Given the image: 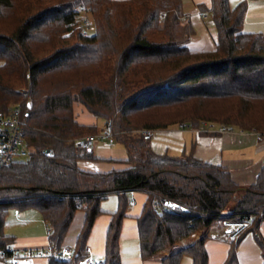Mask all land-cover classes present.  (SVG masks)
Instances as JSON below:
<instances>
[{
    "label": "trees",
    "instance_id": "16d2710c",
    "mask_svg": "<svg viewBox=\"0 0 264 264\" xmlns=\"http://www.w3.org/2000/svg\"><path fill=\"white\" fill-rule=\"evenodd\" d=\"M197 8L210 14L216 31L209 50L190 49L194 30L181 0H0V110L20 105L28 150L0 167V261L16 253L15 235L4 231L9 209L33 208L48 226L46 264H84L100 202L116 193L98 264H121L127 193L140 191L145 200L135 219L142 259L179 244L160 264H180L184 256L207 264V231L229 211L248 225L230 240L222 264L236 261L249 232L264 264V162L256 180L240 186L227 169L192 152L154 151L141 133L177 123L199 128L205 121L264 137V37L243 30L247 1L210 0ZM83 9L94 24L88 35L73 29ZM74 102L103 118V129L126 149L125 167H80L99 157L75 139L100 127L77 121ZM78 210L84 218L75 245L60 258Z\"/></svg>",
    "mask_w": 264,
    "mask_h": 264
},
{
    "label": "crops",
    "instance_id": "0c3cea01",
    "mask_svg": "<svg viewBox=\"0 0 264 264\" xmlns=\"http://www.w3.org/2000/svg\"><path fill=\"white\" fill-rule=\"evenodd\" d=\"M183 9L189 13L190 20L196 25V35L190 39L188 45L192 51L209 50L214 47L216 38V31L212 24H207L197 8L198 3H204L207 7L210 6V0H181ZM230 0L232 5L239 0ZM247 9L243 20V30L247 32H259L264 37V0H246ZM191 20V22H192ZM74 115L77 121L84 124H97V118L92 115L89 119L86 108L81 103H74ZM104 121L101 120L102 127ZM205 127V126H204ZM192 129L189 127L179 128L176 125L153 130L149 143L151 148L158 152H168L175 155H181L192 152L196 157L206 161L219 164L229 171L232 180L245 186L253 183L256 180L264 162V137H259L255 131H245L239 129H231L218 131L215 124L209 125L207 128ZM95 154L99 157L98 161H80L79 165L83 169L108 171L113 168H123L126 166L124 159L127 157L126 149L123 144L116 141L112 144L96 141L92 146ZM141 193V192H140ZM138 193V191H129L127 195L132 201V209H127V215L123 220L120 239L119 250L122 259L121 264H160V257H149L142 259L139 252V242L137 234V226L135 217L141 211V205L145 200V195ZM110 193L100 202L102 213L99 214L92 226L90 235L88 237L86 249L89 253V258L94 261H102L104 256L105 236L108 224L111 217V212L115 211L114 200H109L108 204L102 203L110 195ZM116 197V196H115ZM106 201V200H105ZM136 203V205H135ZM134 211L131 215V210ZM136 206V207H135ZM131 212V213H130ZM40 215V214H39ZM84 213L78 210L64 237L63 247L70 250L73 249L78 232L82 226ZM225 216L218 219L207 231V239L205 241V248L208 254L207 264H222L228 255L230 247V240L227 238V228L223 225ZM44 221V220H43ZM45 223V234H32L29 239L17 241L15 238L14 248L25 249V253L31 255L32 264H46L47 258L43 255L48 249V226ZM260 234L264 238V219L259 226ZM126 239L132 242L126 244ZM136 240V242H135ZM184 245L186 241H184ZM39 250L38 258L32 257L33 250ZM123 249V250H122ZM17 252L13 257L17 258ZM184 256L180 264H191V259L188 260ZM263 258L261 249L258 246L252 233H246L238 243L236 251V261L232 264H262ZM0 264H3L0 262Z\"/></svg>",
    "mask_w": 264,
    "mask_h": 264
},
{
    "label": "built area",
    "instance_id": "2783aa9c",
    "mask_svg": "<svg viewBox=\"0 0 264 264\" xmlns=\"http://www.w3.org/2000/svg\"><path fill=\"white\" fill-rule=\"evenodd\" d=\"M77 18V16H76ZM78 19V18H77ZM78 24L81 34L86 35L89 29L93 26L91 20L79 18ZM29 77V74H26ZM179 127H188L186 123H180ZM27 122L21 115V108L19 104L12 105L8 110H0V167L10 165L16 160L25 157L28 150L25 145V127ZM153 130L142 129L141 133L144 139L152 135ZM259 136V134H258ZM260 137V136H259ZM113 132L107 129H102L94 134L79 136L75 139V144L79 147H91L96 141H106V143H113ZM132 201L130 200L129 203ZM224 226L227 228V238L233 240L237 238L247 227L246 219H233L226 217L224 219ZM48 249H50L48 247ZM48 249L44 254L48 253ZM60 258H64L71 254V250L63 247L58 253ZM12 264H20L15 257L10 258ZM100 261H94L89 257L84 264H98Z\"/></svg>",
    "mask_w": 264,
    "mask_h": 264
},
{
    "label": "rangeland",
    "instance_id": "374dc122",
    "mask_svg": "<svg viewBox=\"0 0 264 264\" xmlns=\"http://www.w3.org/2000/svg\"><path fill=\"white\" fill-rule=\"evenodd\" d=\"M232 1V3L234 2L233 0H231ZM185 11V10H184ZM186 12V11H185ZM187 13V12H186ZM188 15H189V13H187ZM203 17H207L206 19H204V21L207 23V24H209V22H211V18H210V14L208 13V14H203ZM78 18V19H77ZM77 18H76V22L74 23V27H73V29L74 30H79V27H78V24L80 23V20H79V18H81L82 20L83 19H88V20H91V22H92V27L89 29V32L86 34V35H88L92 30H93V27H94V24H93V19H92V15H91V13L89 12V10L88 9H83V10H80L79 12H78V15H77ZM189 18H190V15H189ZM191 20H192V16H191ZM192 25H193V30H194V33L190 36V38H189V41H190V39H193L196 35H194L195 33H196V25H195V23H194V21L192 20ZM83 35V34H82ZM196 38V37H195ZM188 41V42H189ZM199 51H201V50H199ZM74 103H76V102H74ZM74 103H73V105H74ZM86 113H87V115H88V117H86L85 119H89V117H91L92 115H91V113L89 112V111H86ZM97 118V120H96V123L98 124V125H100L101 124V120H103V118H98V117H96ZM180 123H177L176 124V126L177 127H179L180 125H179ZM202 126H200L199 128H202V127H204V128H207L209 125H211V124H215L217 127V130L219 131H224V130H231V129H236V127L235 128H233V127H231V126H228V127H224V126H222V125H220V124H217V123H210V122H205V121H203L202 123ZM189 128H192V129H197V128H193V127H190V126H188ZM179 128H181L182 129V127H179ZM183 128H185V127H183ZM103 129V126L102 127H100V130H102ZM99 130V131H100ZM240 130V129H239ZM91 134H94V133H91ZM86 135H88V134H86ZM82 136H84V135H82ZM113 137H114V140H113V143L114 142H116L117 140H116V138H115V136H114V134H113ZM151 138V136L149 137V138H147V139H145V140H147L148 142H149V139ZM101 142H105L106 143V141H101ZM112 144V143H111ZM241 186V185H240ZM138 193H140V191H138ZM140 194H143V195H145L143 192H141ZM116 196V197H115ZM130 197V195L128 196V198ZM235 197H237L236 195L234 196V198ZM114 200L113 202H115V206H117V204H118V197H117V194L116 195H114V194H112V195H110V196H108L105 200H103L102 201V203H103V205L104 204H108V201L109 200ZM235 202L232 200L231 201V205H233ZM135 205H136V203H135ZM230 205V206H231ZM132 207V205H129L128 206V210L130 209ZM136 207V206H135ZM141 207H142V205H141ZM117 208V207H116ZM116 208H115V210H116ZM132 209V208H131ZM132 212V213H131ZM131 215L133 214V213H135V211H134V206H133V210H131ZM228 215H229V211L227 212H225L224 213V215L223 216H225V218L226 217H228ZM223 222H224V220H223ZM223 225H224V223H223ZM4 231L6 232V233H9V234H13V235H15L16 237H18V239H17V241L19 240V242H20V240L22 241L23 239H29V237L32 235V234H34V235H39L40 233H43V234H45V232H46V228H45V223H44V221H43V219H42V217L39 215V213H38V211L37 210H35V209H33V208H28V209H25V210H18V209H15V208H10L9 209V211H8V214H7V216H6V219H5V224H4ZM198 236L197 235H195L194 236V239L195 238H197ZM236 239V238H235ZM130 240H133V239H126L125 240V242H126V244H128V243H130V242H132V241H130ZM193 240V237H190V238H188V239H186V240H184V241H186V243L187 242H190V241H192ZM234 240V239H233ZM184 241H182V244H184L185 242ZM135 242H136V240H135ZM179 246V244L178 245H176L174 248H167V249H165L164 251H162V252H160V253H157V254H155V255H153V256H151V257H162V256H164V255H167L168 254V252L170 251V250H173V249H176L177 247ZM18 248H15V250H16V252H17V254H18V256H17V260L19 261V263L20 264H32L31 263V255L29 256L27 253H25V249H22V248H20V246H17ZM123 250V249H122ZM39 250H33V254H32V257H34V258H38L40 255H38L39 254ZM44 256H45V254H43ZM188 260H190L189 259V257L187 256L186 257ZM0 262H2L3 264H12V261H11V259L10 258H8L6 261H0Z\"/></svg>",
    "mask_w": 264,
    "mask_h": 264
}]
</instances>
